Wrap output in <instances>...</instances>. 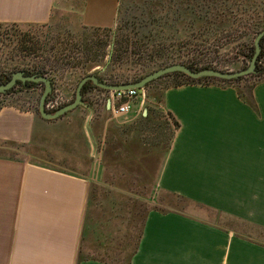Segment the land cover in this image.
Segmentation results:
<instances>
[{"label":"crops","instance_id":"crops-1","mask_svg":"<svg viewBox=\"0 0 264 264\" xmlns=\"http://www.w3.org/2000/svg\"><path fill=\"white\" fill-rule=\"evenodd\" d=\"M120 10L121 0H0V23L116 29ZM55 81L54 92L74 99V79ZM249 94L253 103L234 85L182 84L159 101L146 90L120 117L113 102L95 100L92 116L79 106L57 119L1 94L0 264H264V238L249 231H264V80ZM145 108L153 120L160 110L179 123L165 153L158 129H140ZM129 143L147 152L133 160L155 166L153 194L181 197L211 218L153 207L137 224L134 252L133 202L149 198L122 187L117 179L130 173L111 161L130 156L122 149ZM25 146L28 158L6 152Z\"/></svg>","mask_w":264,"mask_h":264},{"label":"rangeland","instance_id":"rangeland-1","mask_svg":"<svg viewBox=\"0 0 264 264\" xmlns=\"http://www.w3.org/2000/svg\"><path fill=\"white\" fill-rule=\"evenodd\" d=\"M262 8H264V0H121L120 21L116 29H112V31L84 30L80 26L75 27L67 20H57L45 26L1 25L0 74L30 69L37 63L46 61L47 58L50 59L48 67L54 69L57 76L74 79L76 86L84 76L98 71L107 70L105 77L116 79L122 75L124 70L144 76L158 68L174 63L198 65L211 63L228 71L241 70L249 66L251 59L248 57L249 49L254 44L257 34L264 29V27L257 29V25L264 21ZM175 12L178 14L187 13L186 20L189 23L194 16L198 17L204 14L206 24L204 23L201 30L189 31L188 37L184 40L173 39L162 45H158L160 41L156 45L149 40H139L140 28H146L143 25L144 22L141 21L144 17L149 18L151 15L155 16V23H157L154 32L161 30L168 33L170 29L174 28L172 31L177 30V33H182L184 30L182 24L186 20L179 21L178 17H174L177 16ZM152 23L154 22L151 21L148 29L154 26ZM115 31L119 32V35L129 37L132 44L129 46L130 56L125 59L129 61L124 62L123 68L117 67L110 70L108 69V53L112 48L109 42ZM84 35L88 37L89 44L91 41L96 42L93 51L98 56L96 62L84 63V59H86L84 53L86 48L82 40ZM31 37L33 40L41 41L42 50L33 53L22 50L19 40ZM173 37L175 38V35ZM137 40H139L138 44H136ZM32 44L30 41L26 42L24 46L28 45L30 48ZM156 64L158 66H155ZM90 65H96V67L84 75L86 68ZM260 79L263 80L264 76L259 78L250 76L243 79L241 83L249 87ZM163 85V81L157 82L150 87L149 92L155 93ZM42 90L43 87L33 94L30 92L21 94L20 87L17 86L14 91L8 93L10 96L8 101L22 108L34 107L37 110ZM160 115L162 118L163 113ZM6 152L7 154H16L21 158H28L31 154L27 146L17 147L14 151L6 150ZM99 193L102 194V191ZM93 196L94 194L90 196L89 213L92 209L91 203L96 202V193L94 199ZM148 198V205L145 204V200L143 202L134 200L133 202L132 209L138 217V222H135L134 226V235L138 233L140 227L137 224L141 223L140 220L148 206L158 207L165 211L172 208L211 218L209 210L199 208L178 196L164 194L158 196L151 191ZM129 211L130 209L127 207V215ZM229 224L230 222L227 226H232ZM249 231L253 235L264 238V231L257 228H249Z\"/></svg>","mask_w":264,"mask_h":264},{"label":"trees","instance_id":"trees-1","mask_svg":"<svg viewBox=\"0 0 264 264\" xmlns=\"http://www.w3.org/2000/svg\"><path fill=\"white\" fill-rule=\"evenodd\" d=\"M197 1H199V0H197ZM262 11H264V8H262ZM175 13H177V12H175ZM176 15L177 16H174V17H178L179 21L187 19V13H185V12H182L179 14L177 13ZM159 19H160V17H159ZM192 19L193 20H191L190 23L188 20H186L185 23L182 24L183 29H184L182 33H177V30H175V32L172 31V30H174V28H172V30L170 29L168 33H164L161 30L154 32V28L157 25V23H155V16L154 15H151V17H149V18L144 17L141 22H144L143 25L146 28H143V27L140 28L141 31H139V33L141 32L140 33L141 36H140V39L139 38L138 39L139 40H149L150 42H154V44H156V45H157V42H159V41L160 42L158 45H160V44L162 45L164 42L170 41L173 39L176 41L177 40H184L185 38L188 37L189 31H193L194 29L201 30L202 27H204V25L206 24V21L204 20V19H206V17L204 16V14L203 15L201 14L198 17L194 16ZM119 21H120V17H119ZM151 21L154 22L155 24L152 23L154 26L152 28L148 29V26H150ZM262 22H264V21H262ZM262 22L259 25H257V29L264 27V23H262ZM1 25H7V24L0 23V26ZM45 25H48V24H43L41 26H45ZM160 25H162L161 22H160ZM173 27H175V25H173ZM83 29L84 30H90V31H98V30L112 31V29H110V28L101 29V28H94V27H83ZM162 30H164V29H162ZM110 35L112 36V32L110 33ZM174 35H175V38L173 37ZM82 40L84 41L83 44H84V47L86 48V51L84 52L86 54V59H84V63L88 62V61H95L96 62V57H98V56H96V54H95L96 52H93L94 48L96 46V42L91 41L89 44L88 37L85 35L82 38ZM139 40L136 41V44H138ZM30 41L33 43L30 48L28 47V45L24 46L26 44V42H30ZM19 42L22 46V50L29 51L28 53H33V52H36L38 50H42V46L40 43L41 41L39 39L33 40L32 37L30 39L23 38V39H20ZM131 44H132V42L130 41L129 37L123 36L121 34L119 35V32L117 33V31L113 32V37L110 39V42H109V45L112 49L108 53V69L111 70L112 68L115 69L117 67L123 68L124 62L129 61V60H125V59H126V57L130 56V53H128V52H129V46ZM253 53H254V44L249 49L248 57L251 58ZM45 60L46 61H44V62L42 61L40 63H37L36 65H34L30 69L27 68V69H22V70H25L26 73H28V74L40 73V74L48 75L54 81V84H55L56 83V81H55L56 80V72L54 71V69L48 67L50 64L49 63L50 59L47 58ZM262 60H263L262 63H264V38L262 39V51L260 53V56H259L258 62H257V70H258L257 73H254V74H251V75H248L245 77H241L238 79H233V80H221V79L212 78V77H203V78H199V79H192L183 73L174 72V73L167 74V75L149 83L145 89L148 90V92H149L150 87L153 84L163 81L164 85L161 86L160 89H158V91L155 92V95L157 96L158 101H159L161 99V94L163 93V91L165 89H167L169 87L179 86L182 84L202 83V84L234 85L238 89L241 97H243L245 100L249 101L250 103L251 102L253 103L249 92L257 82L262 81V80L261 79L258 80L256 83H253L249 87L244 86L241 82L243 81V79L248 78L250 76L258 77V78L261 76H264V64L261 63ZM186 65H188V66H190L196 70H200L203 68H209V66L195 67L194 64H191V63H186ZM155 66H158V64H156ZM94 67H96V65H90L89 67H87L84 75L88 74L89 71L91 69H93ZM106 71H104V72L98 71L95 73L98 75L100 80L105 81V82H109V83H131V82L139 81L143 77V76L138 75L135 72L124 70L122 72V75H120L118 78L108 79L105 77ZM11 75H12V73H5V72L0 74V83L7 82L11 78ZM23 85L24 84L22 82H18L7 93H11L12 91H14V89L17 86H19L20 90L22 91V90H24ZM38 85H41L43 87V85L40 83H28L27 87L33 88V87H36ZM95 88L98 89L99 91H105V92L108 91V90H104V89H101V88L95 86L92 82H87L84 86V89H83L84 96L86 94H88L89 92H91ZM54 93L55 92L53 91V93L48 97L47 100H49L50 97H52ZM85 100L90 104V106L94 107L95 99H93L91 97H89V98L86 97ZM97 103H98V101H96V104ZM150 110H151V108L149 107V111ZM36 111H37V113H39L38 108ZM153 111H154V117L156 118V120L151 119L150 113H148L147 116L142 117L143 120L141 121V125H140L141 128L140 129L155 131V132L158 129V133L156 134V136L158 137V139L161 137L162 141H163L162 145L161 146L158 145V147H159V149L162 148L163 153H165L167 151V149L169 148L170 141H171L172 137L174 136L175 130L178 128L179 123L177 121H175L174 119H172V122H170L168 118H172V117L170 115H167L166 113H163V117L161 118L162 115H160V110L159 111L153 110ZM132 129H133V125L124 126L123 132L129 134ZM155 132H154V136H155ZM153 142H151V145H154ZM117 144L111 145L110 152H111V150L116 149ZM122 149H123V152L125 154H130V156L129 155L127 156L124 154H122V155L119 154L117 156H113L112 157L113 160H111V161H113L112 166L114 168H116V164H118V165H120V168L118 169L119 171H121L123 174H126L128 172V173H130V175L124 176V177L117 179V180L120 183L123 182L121 184V186L124 188H127L128 190L134 191V192H136V194L142 195L144 197L147 196V194L149 196V193L152 191V188L154 186V181H155V177L153 176V174H154L153 171L155 170V166L152 169V165H154V164L149 162V166H148V164H146L143 159H142V161L132 159V157H131L132 154H134V155H137V154L138 155H145V153H147L145 151V149L137 143H134V144L129 143L128 145H123ZM106 163L108 164V162H106ZM108 166H109V164H108ZM135 173H137V176L134 175ZM129 201L130 200L127 199L126 203H129ZM152 208H153V206H148V208L145 209V214H144L143 218L141 219L142 223L144 222L146 212L150 211ZM133 217H134V219L137 218L136 214L134 212H133ZM142 230H143V225L140 226L139 232L137 234H135V235L133 234V237L135 239V241H134V252L136 251L139 238L142 234Z\"/></svg>","mask_w":264,"mask_h":264},{"label":"water","instance_id":"water-1","mask_svg":"<svg viewBox=\"0 0 264 264\" xmlns=\"http://www.w3.org/2000/svg\"><path fill=\"white\" fill-rule=\"evenodd\" d=\"M263 38H264V29H262L257 34L254 40V53L250 59L249 66L237 71H226L211 67L196 70L183 63H174L156 69L148 73L147 75L143 76L139 81L131 82V83H109L100 80V78L96 73L86 75L78 82L76 86L74 99L54 112H51L46 108L47 99L54 91V81L48 75H44L40 73L28 74L26 73L25 70L16 71L12 73L11 78L7 82L0 83V95L7 93L18 82H22L25 86H27L28 83H40L43 85V90L39 98L38 110L42 117L46 119H57L79 106H85L89 108L91 110V116H92L91 106L86 102L83 93L84 86L87 82H92L95 86L104 90L119 91V90H128L132 88L145 89L149 83L167 74L174 72L183 73L192 79H199L203 77H212L221 80L238 79L258 72L257 62L260 53L262 51ZM111 104H112V99L108 98L107 100L108 108H110ZM147 113H148V109L145 108L144 115H147Z\"/></svg>","mask_w":264,"mask_h":264},{"label":"built area","instance_id":"built-area-1","mask_svg":"<svg viewBox=\"0 0 264 264\" xmlns=\"http://www.w3.org/2000/svg\"><path fill=\"white\" fill-rule=\"evenodd\" d=\"M263 60L261 61V63ZM263 64V63H262ZM195 67H203L209 66L211 68L220 69L216 64H205V65H198L194 64ZM224 70V69H222ZM228 71V70H226ZM146 90L145 89H128V90H119V91H99L98 89H93L90 92L92 98H94L98 102L106 103L108 98L112 99L113 104V115L115 117H120L127 114L132 107V103L135 99L140 96L145 97ZM73 99L72 96H68L63 92H55L52 97L46 102V108L54 112L63 105L71 102Z\"/></svg>","mask_w":264,"mask_h":264},{"label":"flooded vegetation","instance_id":"flooded-vegetation-1","mask_svg":"<svg viewBox=\"0 0 264 264\" xmlns=\"http://www.w3.org/2000/svg\"><path fill=\"white\" fill-rule=\"evenodd\" d=\"M1 96V95H0Z\"/></svg>","mask_w":264,"mask_h":264}]
</instances>
